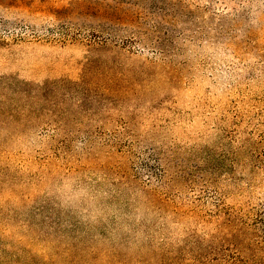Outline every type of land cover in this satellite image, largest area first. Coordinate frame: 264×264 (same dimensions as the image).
<instances>
[{
    "label": "rangeland",
    "instance_id": "374dc122",
    "mask_svg": "<svg viewBox=\"0 0 264 264\" xmlns=\"http://www.w3.org/2000/svg\"><path fill=\"white\" fill-rule=\"evenodd\" d=\"M0 264H264V0H0Z\"/></svg>",
    "mask_w": 264,
    "mask_h": 264
}]
</instances>
